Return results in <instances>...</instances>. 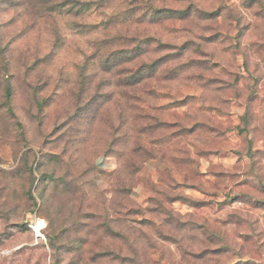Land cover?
<instances>
[{
    "label": "rangeland",
    "instance_id": "374dc122",
    "mask_svg": "<svg viewBox=\"0 0 264 264\" xmlns=\"http://www.w3.org/2000/svg\"><path fill=\"white\" fill-rule=\"evenodd\" d=\"M0 264H264V0H0Z\"/></svg>",
    "mask_w": 264,
    "mask_h": 264
},
{
    "label": "built area",
    "instance_id": "2783aa9c",
    "mask_svg": "<svg viewBox=\"0 0 264 264\" xmlns=\"http://www.w3.org/2000/svg\"><path fill=\"white\" fill-rule=\"evenodd\" d=\"M31 229L36 234H38V233L40 234V232L42 230V228L39 229L38 222L36 224L31 225Z\"/></svg>",
    "mask_w": 264,
    "mask_h": 264
},
{
    "label": "trees",
    "instance_id": "16d2710c",
    "mask_svg": "<svg viewBox=\"0 0 264 264\" xmlns=\"http://www.w3.org/2000/svg\"><path fill=\"white\" fill-rule=\"evenodd\" d=\"M129 15H131V13H128V17H129ZM7 95H6V97H7V99L6 100H8V101H10L9 99L11 98V91H10V89H7V93H6ZM174 125H176V124H173V125H168V126H174Z\"/></svg>",
    "mask_w": 264,
    "mask_h": 264
},
{
    "label": "bare ground",
    "instance_id": "6f19581e",
    "mask_svg": "<svg viewBox=\"0 0 264 264\" xmlns=\"http://www.w3.org/2000/svg\"><path fill=\"white\" fill-rule=\"evenodd\" d=\"M38 225H39V229H40V228H44L45 223H44V221L40 220V221L38 222Z\"/></svg>",
    "mask_w": 264,
    "mask_h": 264
},
{
    "label": "crops",
    "instance_id": "0c3cea01",
    "mask_svg": "<svg viewBox=\"0 0 264 264\" xmlns=\"http://www.w3.org/2000/svg\"><path fill=\"white\" fill-rule=\"evenodd\" d=\"M103 165H104V166H106V164H105V163H104Z\"/></svg>",
    "mask_w": 264,
    "mask_h": 264
}]
</instances>
